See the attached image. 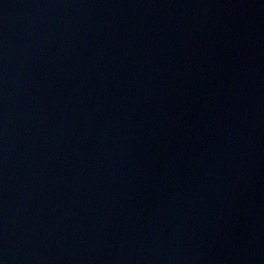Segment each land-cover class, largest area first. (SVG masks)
Masks as SVG:
<instances>
[{
  "label": "water",
  "instance_id": "water-1",
  "mask_svg": "<svg viewBox=\"0 0 264 264\" xmlns=\"http://www.w3.org/2000/svg\"><path fill=\"white\" fill-rule=\"evenodd\" d=\"M0 264H264V0H0Z\"/></svg>",
  "mask_w": 264,
  "mask_h": 264
}]
</instances>
